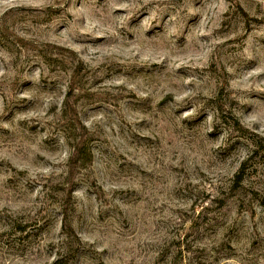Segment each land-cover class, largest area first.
Returning <instances> with one entry per match:
<instances>
[{
    "label": "rangeland",
    "instance_id": "rangeland-1",
    "mask_svg": "<svg viewBox=\"0 0 264 264\" xmlns=\"http://www.w3.org/2000/svg\"><path fill=\"white\" fill-rule=\"evenodd\" d=\"M0 264H264V0H0Z\"/></svg>",
    "mask_w": 264,
    "mask_h": 264
}]
</instances>
